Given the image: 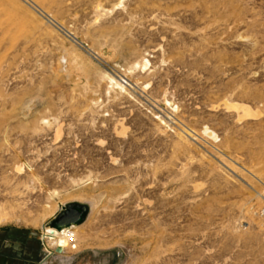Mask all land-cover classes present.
Returning a JSON list of instances; mask_svg holds the SVG:
<instances>
[{
  "label": "rangeland",
  "instance_id": "374dc122",
  "mask_svg": "<svg viewBox=\"0 0 264 264\" xmlns=\"http://www.w3.org/2000/svg\"><path fill=\"white\" fill-rule=\"evenodd\" d=\"M43 1L0 0V230L80 206L78 264H264V0Z\"/></svg>",
  "mask_w": 264,
  "mask_h": 264
},
{
  "label": "crops",
  "instance_id": "0c3cea01",
  "mask_svg": "<svg viewBox=\"0 0 264 264\" xmlns=\"http://www.w3.org/2000/svg\"><path fill=\"white\" fill-rule=\"evenodd\" d=\"M41 234L0 230V264H78L82 252L70 257L48 252L55 249L41 242Z\"/></svg>",
  "mask_w": 264,
  "mask_h": 264
},
{
  "label": "bare ground",
  "instance_id": "6f19581e",
  "mask_svg": "<svg viewBox=\"0 0 264 264\" xmlns=\"http://www.w3.org/2000/svg\"><path fill=\"white\" fill-rule=\"evenodd\" d=\"M41 4L42 5L45 4L43 0H42ZM147 65H148V62L144 61V64H142V68H145ZM117 86H118V84H117ZM226 107H227V109H231V110H234L236 112L241 111L240 113H242L243 116H249V117L252 116L251 113L249 112V110L247 108L243 107V106H240V105H237V104H232V105L230 104V105H228ZM59 133H60V131L57 129L55 134H54V137H53L54 140H57V138L59 137ZM72 226H75V225H72ZM70 227L62 228V229H59V230H50V229H53L51 227H49L50 229H47V228L44 229L43 230V234H44V239L46 240L47 246L58 247L59 249H61V251H62L61 253H63V251L65 252V249L69 246L68 245V241H69L68 240V235L72 234L74 237L76 235L77 228L76 227H71L70 228Z\"/></svg>",
  "mask_w": 264,
  "mask_h": 264
},
{
  "label": "water",
  "instance_id": "95a60500",
  "mask_svg": "<svg viewBox=\"0 0 264 264\" xmlns=\"http://www.w3.org/2000/svg\"><path fill=\"white\" fill-rule=\"evenodd\" d=\"M85 215L86 208L80 206H69L66 210L57 215V217L52 219L48 223V226L55 230L67 228L72 225L79 224L81 221H83ZM55 253H61V249L57 248Z\"/></svg>",
  "mask_w": 264,
  "mask_h": 264
},
{
  "label": "built area",
  "instance_id": "2783aa9c",
  "mask_svg": "<svg viewBox=\"0 0 264 264\" xmlns=\"http://www.w3.org/2000/svg\"><path fill=\"white\" fill-rule=\"evenodd\" d=\"M40 239H41V242L45 245L46 244V240L45 239H42L41 237H40ZM68 240H69L68 241V245L69 246L65 249V254L68 251H74L76 249V246H75V238H74V236L72 234H69L68 235ZM53 248L56 250L58 247H53ZM55 250H54V252H52V249L51 250L50 249H47L48 252L57 254V253H55ZM63 253H64V251H63Z\"/></svg>",
  "mask_w": 264,
  "mask_h": 264
}]
</instances>
